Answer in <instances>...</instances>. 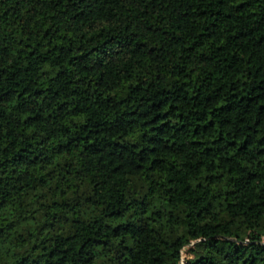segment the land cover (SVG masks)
I'll list each match as a JSON object with an SVG mask.
<instances>
[{
	"label": "trees",
	"instance_id": "1",
	"mask_svg": "<svg viewBox=\"0 0 264 264\" xmlns=\"http://www.w3.org/2000/svg\"><path fill=\"white\" fill-rule=\"evenodd\" d=\"M0 264H264V0H0Z\"/></svg>",
	"mask_w": 264,
	"mask_h": 264
}]
</instances>
